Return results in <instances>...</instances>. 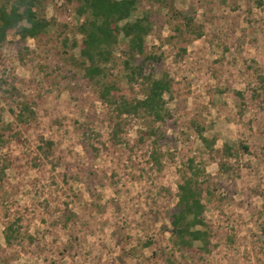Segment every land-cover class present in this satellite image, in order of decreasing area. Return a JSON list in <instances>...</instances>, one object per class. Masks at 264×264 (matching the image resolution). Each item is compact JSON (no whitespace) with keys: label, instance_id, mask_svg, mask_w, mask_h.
<instances>
[{"label":"rangeland","instance_id":"rangeland-1","mask_svg":"<svg viewBox=\"0 0 264 264\" xmlns=\"http://www.w3.org/2000/svg\"><path fill=\"white\" fill-rule=\"evenodd\" d=\"M74 1L43 0L57 22L48 37L12 32L0 48V264H264V0H140L130 21L149 14L146 50L163 56L153 67L171 82V119L132 118L122 143L111 139L112 110L79 71V49H69L81 44ZM175 11L191 13L203 36L178 34ZM126 47L121 37L111 79L141 99L142 87L125 82ZM5 91L35 115L21 121ZM150 129L156 140L144 136ZM190 161L209 253L199 243L178 249L171 236Z\"/></svg>","mask_w":264,"mask_h":264},{"label":"trees","instance_id":"trees-1","mask_svg":"<svg viewBox=\"0 0 264 264\" xmlns=\"http://www.w3.org/2000/svg\"><path fill=\"white\" fill-rule=\"evenodd\" d=\"M139 4L140 0L74 1V12L79 18L77 30L81 36V44L79 45L78 40L74 41L69 49H79L80 61L77 64L79 71L86 80L98 88L100 99L112 110L111 139L115 143L123 142L122 136L128 121L132 118L147 117L156 124L171 119L165 99L166 94L171 91V82L167 76L156 77V69L153 67L154 64L158 65L163 61V56L146 50V38L153 31L149 14L130 21L139 9ZM174 18L180 21V25L175 27L178 34L188 32L194 34L197 39L203 36L202 31L196 29L195 19L191 13L175 11ZM56 26V20L47 17L43 0L0 1V48L7 43L8 36L12 32L19 35L23 41L29 39L43 41ZM182 26L185 30H182ZM121 37L127 42L123 61L125 82L142 87L144 97L141 99H128L122 94L119 82L111 79L115 49ZM5 93L14 103L20 105L21 121L31 119L35 115L28 101L14 99L11 91ZM203 131L204 129L199 128L198 134L204 146L212 150L215 139L204 137ZM156 135V129H150L144 134L154 140ZM0 142H4L3 137H0ZM48 146L51 147L52 144L48 143ZM151 160L156 168H162L160 153L154 152ZM189 168L191 175L184 177L183 182L178 186V203L171 216V236L178 249L190 250L195 243H199L202 245L200 250L209 253L211 231L205 219L206 206L202 201L200 170L196 168L194 161H190ZM3 176L4 169H1V180ZM14 228L15 226H10L5 231L8 243H11L16 235ZM147 244L151 243L147 242Z\"/></svg>","mask_w":264,"mask_h":264}]
</instances>
